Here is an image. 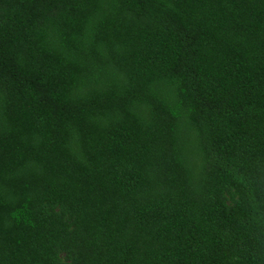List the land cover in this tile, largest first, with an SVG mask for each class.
I'll return each mask as SVG.
<instances>
[{
    "label": "trees",
    "instance_id": "obj_1",
    "mask_svg": "<svg viewBox=\"0 0 264 264\" xmlns=\"http://www.w3.org/2000/svg\"><path fill=\"white\" fill-rule=\"evenodd\" d=\"M0 264H264V0H0Z\"/></svg>",
    "mask_w": 264,
    "mask_h": 264
}]
</instances>
